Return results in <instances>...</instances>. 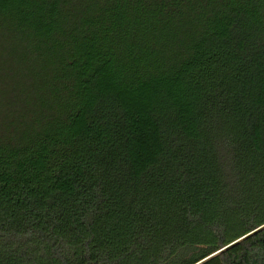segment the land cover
<instances>
[{
    "label": "trees",
    "instance_id": "trees-1",
    "mask_svg": "<svg viewBox=\"0 0 264 264\" xmlns=\"http://www.w3.org/2000/svg\"><path fill=\"white\" fill-rule=\"evenodd\" d=\"M0 264H264V0H0Z\"/></svg>",
    "mask_w": 264,
    "mask_h": 264
}]
</instances>
